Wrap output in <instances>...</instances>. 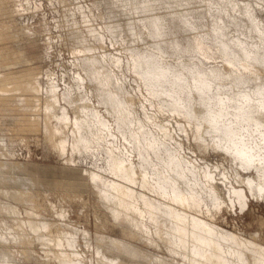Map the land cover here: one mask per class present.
Wrapping results in <instances>:
<instances>
[{"label":"bare ground","instance_id":"6f19581e","mask_svg":"<svg viewBox=\"0 0 264 264\" xmlns=\"http://www.w3.org/2000/svg\"><path fill=\"white\" fill-rule=\"evenodd\" d=\"M48 1L60 12L56 42L40 0H0V112L19 115L18 136L36 129L26 110L43 100L46 144L94 154V166H72V180L54 188L69 204L95 195L96 232L82 234L89 247L100 235L98 257L78 247L70 210L50 215L56 205L42 206L35 183L10 176L0 179V264H34L40 245L43 264H180L175 254L264 264L263 230L246 238L222 223L232 207L264 204V0ZM61 45L77 74L62 90L52 72L41 79ZM217 150L230 166L199 161Z\"/></svg>","mask_w":264,"mask_h":264},{"label":"rangeland","instance_id":"374dc122","mask_svg":"<svg viewBox=\"0 0 264 264\" xmlns=\"http://www.w3.org/2000/svg\"><path fill=\"white\" fill-rule=\"evenodd\" d=\"M42 2V7L40 10V17H45L48 19V21L51 24L52 27V37L53 41L56 42L59 39L60 31L58 27H56V20L60 17V12L54 10L56 7L54 4H51L48 0H40V3ZM46 4V5H45ZM58 4V3H57ZM54 5V6H53ZM53 7V8H52ZM56 9V8H55ZM44 12V13H43ZM43 13V14H42ZM55 14V15H53ZM46 15V16H45ZM37 16V18L39 17ZM56 16V17H55ZM58 16V17H57ZM55 17V18H54ZM24 16H20V20H25ZM1 23V22H0ZM1 28V27H0ZM4 32L2 29H0V33ZM42 44L43 42L40 41ZM109 42V41H108ZM124 43V42H123ZM122 47V45H120ZM43 49V46L38 48V51H41ZM55 50L52 51V54L50 57H48L47 61H44L42 64L45 66L42 68L41 72V79L43 84L45 85L47 82V71H50L53 73V77L57 81L58 88L61 90L64 88H67L69 86L70 82L76 81V72H75V66L73 65V57L71 51L68 49L66 45L56 46L54 48ZM125 50V49H124ZM120 52L119 49L115 50V52ZM21 69L20 66L17 64L12 66L11 70L15 71L13 74H20L18 71ZM6 72L5 69L0 68V74ZM10 83V82H8ZM62 102L65 104V100L62 99ZM35 105L30 107L26 110L28 114H30L31 117H35L34 119L38 121V124L34 127L36 129H27L24 128V130H18L20 135L16 136L11 133L16 132L15 128H18V126H15L14 122H16L17 118L19 117L18 114H5L4 111L0 112V162H4V165H2V169L0 170V179L2 181H7L10 176L17 177L18 180H14L16 182H21V184L24 182H31V184H36V192L38 195L42 196L44 200H41L42 206L46 207L49 205V199L50 201H53V203L56 205V209H52L50 212V215H55V217H61L62 215H59L57 213L58 209L64 208L66 210H70L69 219L72 220L74 223H70V225L77 226V230L80 232V242H79V248L88 249V255H92L94 257L97 256V252L95 249V245L98 240L97 235L96 239H94L95 245L92 247H89L86 243L85 239L83 238L82 233H87L89 230L91 233L95 234L96 228H95V216L92 211V204L94 203L95 196L93 193L90 195L88 191L82 192V201L80 203H66L63 200L59 199V194L61 191L55 190V185H62L63 187H66L65 182H70L72 180L71 173L69 172V168L72 166L79 167V168H86L90 166H94V161L96 160V157L94 154H92L91 151H74V153H71L70 151H67L65 153H62L61 151L53 148L51 145L46 144V125L44 121V117L40 116L37 112L40 110H46V106L42 101H40L39 105L37 106V101L34 99ZM67 104V103H66ZM73 115V112H71ZM72 136V133L70 132V137ZM8 141V146H4L2 144H5ZM187 151H190L187 149ZM222 150L212 151L207 156V158H199V161L209 160L210 163L213 162H220L225 161V164L229 165L227 163V159H224V155L221 153ZM192 156H196L195 153L189 152ZM231 169V168H230ZM223 170V169H222ZM227 171V169H226ZM4 175V176H2ZM219 175V174H218ZM8 176V177H5ZM220 177L222 179L223 175L220 174ZM223 181V179H222ZM229 186L230 183H228ZM5 186L8 187V185L5 184ZM10 187L12 184L9 185ZM224 188V194L226 196V199L229 198V192L226 185L222 184ZM1 195V193H0ZM93 195V196H92ZM49 198V199H48ZM230 202V201H229ZM80 204V205H79ZM253 210L247 214H243L244 210L247 209L244 208L241 212V207L238 205L239 215H237L234 211V208L232 207V211H227V220H223L222 223L229 228H233L235 224H238L241 228L245 230V237L248 238L253 234L254 231H262V234L264 236V225L261 226L259 223V219L257 217L264 216V204L257 203L254 201ZM23 208H27L24 205L21 204ZM79 207V209H78ZM4 213V209L1 207L0 203V221H2V215ZM131 227H134L130 225ZM263 228V229H262ZM87 229V230H86ZM0 230L8 231L6 227L2 224H0ZM10 230V229H9ZM110 235L113 237L120 236V233L118 231H110ZM12 236V235H10ZM133 241H137L138 237L135 239H130ZM264 242V238H263ZM81 246V247H80ZM37 248V251H33L35 255L37 254V257L34 255L33 257V263L34 264H43V259L45 258V253L43 250ZM151 250H153L155 253L160 254H166L169 255V252L165 247H154L153 245L149 246ZM91 249V250H90ZM96 252V253H95ZM92 253V254H91ZM43 256V257H41ZM174 258L180 263L185 264L183 255L175 254ZM142 258H138L140 260ZM142 264H148V260L142 259L140 260ZM97 263V261H95ZM94 263V264H95Z\"/></svg>","mask_w":264,"mask_h":264}]
</instances>
